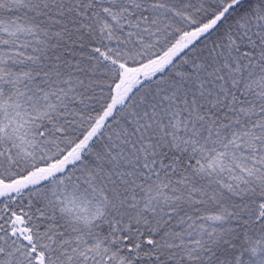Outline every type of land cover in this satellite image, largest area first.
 Returning <instances> with one entry per match:
<instances>
[{
    "label": "snow or ice",
    "instance_id": "1",
    "mask_svg": "<svg viewBox=\"0 0 264 264\" xmlns=\"http://www.w3.org/2000/svg\"><path fill=\"white\" fill-rule=\"evenodd\" d=\"M0 264H264V0H0Z\"/></svg>",
    "mask_w": 264,
    "mask_h": 264
}]
</instances>
